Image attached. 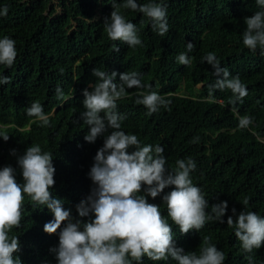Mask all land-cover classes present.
Here are the masks:
<instances>
[{
	"label": "trees",
	"instance_id": "trees-1",
	"mask_svg": "<svg viewBox=\"0 0 264 264\" xmlns=\"http://www.w3.org/2000/svg\"><path fill=\"white\" fill-rule=\"evenodd\" d=\"M114 0H0V9L8 7L7 16H0V39L15 40L17 57L11 68L0 65V76L10 83L0 85V130L9 140L0 138V169L11 166L15 178L23 184L22 169L17 160L30 145L38 144L50 152L55 168L52 196L63 202L77 217L76 205L91 194L96 185L89 177L97 150L104 137L88 143L84 136L82 90L94 84L93 68L102 71L137 72L142 83L171 100L170 110L146 115V109L135 103L137 89H128L118 103L119 113L126 116L122 130L137 135L142 144L160 145L169 171L176 161L191 158L196 169L191 173L193 184L200 187L211 205L227 201L224 223L208 221L199 231L181 235L172 224L177 247L185 253L199 255L207 238L225 254L224 264H264V244L252 253H245L234 229L227 225L232 209L237 214L254 211L264 217V55L244 47L242 33L245 17L262 11L255 0H162L167 8L169 31L160 36L151 21L142 13L119 7L126 21L136 25L142 44L130 48L126 43L111 41L104 27ZM145 4L151 0H136ZM161 2V0H155ZM122 5L123 0H115ZM191 42L194 48L187 50ZM119 47V51L114 50ZM212 52L231 77L239 76L248 90L237 111L229 104L230 90L213 91L214 69L202 57ZM186 53L191 64L181 65L177 55ZM115 82L119 83V75ZM199 85V87H196ZM61 88L64 99L58 100ZM147 90V89H145ZM32 102L43 106L50 124L26 115ZM253 118L247 128L238 127L239 118ZM15 150V154H11ZM172 190L165 188L149 203L160 206L167 217L162 197ZM249 200L244 206L243 201ZM21 226L12 230L19 236L20 251L15 255L22 264H57V234L43 231L53 214L43 205H34L25 196ZM235 216L233 219L235 220ZM87 220L88 218H84ZM63 227V225H62ZM59 232V230H58ZM142 264H176L171 258L152 261L144 257Z\"/></svg>",
	"mask_w": 264,
	"mask_h": 264
},
{
	"label": "clouds",
	"instance_id": "clouds-1",
	"mask_svg": "<svg viewBox=\"0 0 264 264\" xmlns=\"http://www.w3.org/2000/svg\"><path fill=\"white\" fill-rule=\"evenodd\" d=\"M255 2L264 9V0ZM119 7L142 13L160 36L169 31L167 8L162 0L145 4L123 0L122 5H117L114 0L110 17L104 20L111 41L126 43L130 48L142 44L136 25L126 21ZM7 14V6L0 9V16ZM244 22V47L254 53L259 49L264 55V10L245 17ZM15 43L8 36L0 39V65L13 66L18 54ZM193 48L189 42L188 52ZM114 50L119 51V47L114 46ZM176 59L184 66L192 62L186 53L178 54ZM202 62L211 65L213 74L218 77L215 84L209 85L210 97L217 89L230 90L229 104L236 112L237 103H243L248 95L246 85L239 76L230 78V72L220 67L214 53H207ZM92 75L97 78L96 82L86 84L92 91L82 90L84 111L81 119L88 126L84 136L86 142L95 143L99 137H104L103 146L97 150L88 174L96 187L86 200L76 205L78 216L74 217L71 209H65L62 200L53 197L50 191L55 185L52 154L42 151L38 144L28 146L17 160L22 169L23 184L17 182L13 167L0 169V264H22L15 255L20 251L19 236L11 233L21 226L25 196L34 205L46 206L53 214V219L44 224L43 231L49 235L58 233V247L50 250L55 252L57 264H142L144 257L152 261L171 258L176 264H224L225 254L207 238L199 255L185 253L183 248L177 247L168 220L179 228L181 235L191 230L199 232L208 221L224 223L227 201L211 205V213L206 211L208 200L191 179V173L196 169L194 160H177L176 169L169 171L162 146L142 144L137 135L122 130L121 122L126 116L119 113L117 102L125 97L128 89L138 90L135 103L142 105L148 116L159 112L161 107L170 110L171 100L151 90V85L142 83L137 72L118 74L93 68ZM117 75L119 83L115 82ZM10 82L9 77L0 76V85ZM56 94L58 100L64 99L61 88L56 89ZM26 115L35 118L41 126L50 124L38 102L31 103ZM252 123L253 118L245 115L239 118L238 127L244 129ZM4 127L0 125V128ZM0 138L6 142L9 135L0 130ZM11 154H15V150ZM170 186L172 190L162 197L167 210L165 217L160 206L149 203L147 197L155 199ZM243 204L247 206L249 200L245 199ZM232 213L227 225L234 229L242 250L250 254L259 249L264 244V217L254 211L242 210L237 214L235 208ZM246 259L252 264L251 256Z\"/></svg>",
	"mask_w": 264,
	"mask_h": 264
},
{
	"label": "rangeland",
	"instance_id": "rangeland-1",
	"mask_svg": "<svg viewBox=\"0 0 264 264\" xmlns=\"http://www.w3.org/2000/svg\"><path fill=\"white\" fill-rule=\"evenodd\" d=\"M196 87H199V85H197Z\"/></svg>",
	"mask_w": 264,
	"mask_h": 264
}]
</instances>
